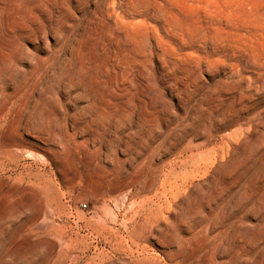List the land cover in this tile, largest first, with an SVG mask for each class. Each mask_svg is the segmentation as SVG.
Segmentation results:
<instances>
[{"label": "rangeland", "instance_id": "obj_1", "mask_svg": "<svg viewBox=\"0 0 264 264\" xmlns=\"http://www.w3.org/2000/svg\"><path fill=\"white\" fill-rule=\"evenodd\" d=\"M87 262L264 264V0H0V264Z\"/></svg>", "mask_w": 264, "mask_h": 264}, {"label": "bare ground", "instance_id": "obj_2", "mask_svg": "<svg viewBox=\"0 0 264 264\" xmlns=\"http://www.w3.org/2000/svg\"><path fill=\"white\" fill-rule=\"evenodd\" d=\"M46 206V205H45ZM135 213V212H134ZM142 223H144V222H142ZM147 223V222H146ZM145 227V226H144ZM141 232H143V231H141V230H139V232H138V235L139 234H141ZM145 232V231H144ZM139 236H141V235H139ZM143 237V236H142ZM140 238V237H139ZM72 257V256H71ZM156 262V261H155ZM91 262H87L86 264H90ZM84 264V263H83Z\"/></svg>", "mask_w": 264, "mask_h": 264}]
</instances>
